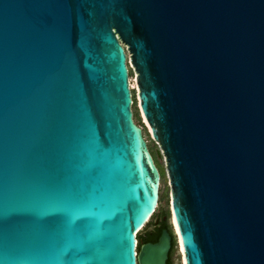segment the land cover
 <instances>
[{
    "label": "water",
    "instance_id": "95a60500",
    "mask_svg": "<svg viewBox=\"0 0 264 264\" xmlns=\"http://www.w3.org/2000/svg\"><path fill=\"white\" fill-rule=\"evenodd\" d=\"M129 58L186 263L264 264V0H0V264H167Z\"/></svg>",
    "mask_w": 264,
    "mask_h": 264
},
{
    "label": "rangeland",
    "instance_id": "374dc122",
    "mask_svg": "<svg viewBox=\"0 0 264 264\" xmlns=\"http://www.w3.org/2000/svg\"><path fill=\"white\" fill-rule=\"evenodd\" d=\"M129 68H130V73H131L130 80L132 76L133 82H134L135 81L134 78L137 77L136 76L137 74H136V71L134 70L132 63L130 62V58H129ZM132 93H133V98L135 99V102L132 105L134 120L137 124H139L143 128V133H144L145 139L147 140L148 147L161 173L160 200H159L158 207L154 215L150 218L149 222H147V224L138 232L137 236L140 237V234H143V233L145 234L146 232L151 230L154 227L156 218L160 214L166 213L168 216L169 224L171 225L175 238H176V246H175V250L173 253V263L174 264H185L184 257H183L184 254L182 253V250L180 248V241L178 238V234L175 229L174 223L172 225L173 219H171L170 206L172 207L171 199L173 200V197H171L172 193H171L169 177H168V173L166 169V162H165L164 157L159 155V152L161 151L160 146L152 138L149 126L147 125L145 118L142 114L138 88L132 89ZM172 213H173V209H172Z\"/></svg>",
    "mask_w": 264,
    "mask_h": 264
},
{
    "label": "trees",
    "instance_id": "16d2710c",
    "mask_svg": "<svg viewBox=\"0 0 264 264\" xmlns=\"http://www.w3.org/2000/svg\"><path fill=\"white\" fill-rule=\"evenodd\" d=\"M129 65V63H128ZM131 75V73H130ZM134 102H135V99H134ZM149 222V221H148ZM167 228L171 234L173 235V246H172V249L170 251V256H169V261H170V264L173 263V253H174V250H175V246H176V238H175V235H174V232L172 230V227L169 223L167 224H164L161 228H157V227H153L151 229V231H148L146 232L145 234H140V237L138 236V238H140V240L143 242H156L159 238V236L161 235L163 229Z\"/></svg>",
    "mask_w": 264,
    "mask_h": 264
},
{
    "label": "bare ground",
    "instance_id": "6f19581e",
    "mask_svg": "<svg viewBox=\"0 0 264 264\" xmlns=\"http://www.w3.org/2000/svg\"><path fill=\"white\" fill-rule=\"evenodd\" d=\"M137 76V75H136ZM135 79V81L133 82V78H132V76H131V80H130V82H131V86H132V88L133 89H137L138 88V81H137V77H135L134 78ZM140 104H141V101H140ZM146 121V120H145ZM172 193V192H171ZM171 197H172V195H171ZM171 203H172V209H173V223H174V225H175V229H176V231H177V234H178V238H179V241H180V248H181V250H182V253L184 254V263L185 264H187L186 263V259H185V253H184V248H183V244H182V241H181V237H180V234H179V230H178V225H177V218H176V212H175V205H174V201L171 199Z\"/></svg>",
    "mask_w": 264,
    "mask_h": 264
},
{
    "label": "flooded vegetation",
    "instance_id": "af4514ba",
    "mask_svg": "<svg viewBox=\"0 0 264 264\" xmlns=\"http://www.w3.org/2000/svg\"><path fill=\"white\" fill-rule=\"evenodd\" d=\"M167 223H169L168 216L166 213H162L156 218L155 223H154V227L161 228L164 224H167ZM149 231H151V230H149ZM141 242L146 243V242H143V240ZM167 264H170L169 259L167 261ZM172 264H174V263H172Z\"/></svg>",
    "mask_w": 264,
    "mask_h": 264
},
{
    "label": "snow or ice",
    "instance_id": "6c2138e0",
    "mask_svg": "<svg viewBox=\"0 0 264 264\" xmlns=\"http://www.w3.org/2000/svg\"><path fill=\"white\" fill-rule=\"evenodd\" d=\"M90 251H91V249H87V248H85V249L82 251V254H88Z\"/></svg>",
    "mask_w": 264,
    "mask_h": 264
},
{
    "label": "built area",
    "instance_id": "2783aa9c",
    "mask_svg": "<svg viewBox=\"0 0 264 264\" xmlns=\"http://www.w3.org/2000/svg\"><path fill=\"white\" fill-rule=\"evenodd\" d=\"M128 63H129V60H128ZM130 86H131V82H130ZM131 89H133L132 86H131Z\"/></svg>",
    "mask_w": 264,
    "mask_h": 264
}]
</instances>
